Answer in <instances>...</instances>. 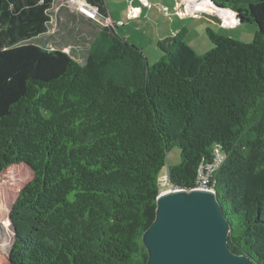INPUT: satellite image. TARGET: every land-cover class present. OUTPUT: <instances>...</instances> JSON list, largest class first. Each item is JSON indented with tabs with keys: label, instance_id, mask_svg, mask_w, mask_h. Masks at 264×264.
Wrapping results in <instances>:
<instances>
[{
	"label": "trees",
	"instance_id": "1",
	"mask_svg": "<svg viewBox=\"0 0 264 264\" xmlns=\"http://www.w3.org/2000/svg\"><path fill=\"white\" fill-rule=\"evenodd\" d=\"M256 25L249 43L207 28L159 37L160 58L104 24L84 63L25 43L48 31L55 0H0V174L32 179L10 207L7 264H147L143 232L168 186L190 190L220 162L214 189L228 246L264 264V0H212ZM106 17L104 0H86Z\"/></svg>",
	"mask_w": 264,
	"mask_h": 264
},
{
	"label": "rangeland",
	"instance_id": "2",
	"mask_svg": "<svg viewBox=\"0 0 264 264\" xmlns=\"http://www.w3.org/2000/svg\"><path fill=\"white\" fill-rule=\"evenodd\" d=\"M112 1H116L118 3H109L113 11H115V17H122L123 19H125L124 14H126V10L124 12H118V15L116 12V9L121 10L120 4H123L121 0ZM60 3L61 1L58 0L55 6H58ZM127 4L128 2H126V5ZM50 15L52 17V20L49 24V31L37 37L31 38L25 43L35 44L44 48L61 49L63 51L69 50V54L76 61H78L79 63H84L87 59V48H85V50H82L80 48H72L76 45L72 43L73 41L70 42L69 39H80L84 37L85 41L86 39L83 30L87 29L86 24L81 23L75 17H71L69 15L66 16V14H62L60 12L55 13V9L50 12ZM57 16L60 19L61 24V26L58 27L57 21L59 25V20H57ZM163 16L165 15L154 12V7H151L150 9L146 8V14L142 16L141 20L133 19L135 20L133 23L130 22L128 26L119 28V32L123 36H126L125 33L131 30L133 39L137 41L140 47H143L141 49L138 46L145 53L148 65H153L161 56V52L156 46V38L166 35V32L164 31H166V27H169L166 25L167 21L176 19L175 16H170L169 18H167V15L166 17ZM229 16L231 17V15ZM213 20L214 21L211 22H205L203 19H201L200 21L198 20L199 23H202L199 26L198 24H196L195 26H193L194 29H191L190 26H188L187 28L191 30L187 34L186 40H184L198 55H203L212 48V44L208 38L206 31L207 28L212 29L214 32L220 35L232 37L244 43H249L252 41L254 32L256 30V25L254 23L241 22L238 27L236 26L235 28H224V26L221 25L218 20ZM224 20H226V18ZM125 21L129 22V20ZM175 23L176 20L173 21V25ZM127 24L128 23H126V25ZM61 29L62 31L60 32ZM89 29L90 32H92L90 34H87V37L88 39H91L92 35L95 32V29ZM205 42H207L210 47L201 49L203 47V43ZM179 162L180 150L178 147H173L167 154L166 164L159 176V182L161 183V179L163 180L161 183L163 191L170 189L164 178L165 175L168 174V167L176 165ZM32 177V170L25 164L11 165L0 174V264H7L8 253L13 242V226L9 216L10 207L16 199L19 190L27 182H29Z\"/></svg>",
	"mask_w": 264,
	"mask_h": 264
},
{
	"label": "water",
	"instance_id": "3",
	"mask_svg": "<svg viewBox=\"0 0 264 264\" xmlns=\"http://www.w3.org/2000/svg\"><path fill=\"white\" fill-rule=\"evenodd\" d=\"M229 232L214 192L162 191L156 198L155 217L142 235L147 264H254L229 248Z\"/></svg>",
	"mask_w": 264,
	"mask_h": 264
},
{
	"label": "crops",
	"instance_id": "4",
	"mask_svg": "<svg viewBox=\"0 0 264 264\" xmlns=\"http://www.w3.org/2000/svg\"><path fill=\"white\" fill-rule=\"evenodd\" d=\"M57 1L58 0H55L53 7L49 10V14L51 11H53L55 9V13L60 12L62 14H66V16L69 15L71 17H75L81 23L86 24L87 29L83 30V33L85 34L84 36L86 39L85 41H84V37L80 38V39L71 38L69 40H70V42L73 41L72 43L74 45H76L75 47H72V48H75V49L80 48L82 50H85V48H87V56L89 53L90 44L93 41V39L95 38V36L97 35V33L100 30L102 25L109 23V22H112L113 25L117 26V29L119 31L120 27L128 26L130 22L133 23L135 20H141L142 16L146 14V8L150 9L151 7H154V12L165 15L163 17H166V15L168 16L167 18H169L170 16H175L176 17V19H175L176 23L173 25V21H175L174 19L167 21L166 25L169 27H166V31H164V32H166V35H173V34H177L181 31L185 30L186 31L185 38H184L185 40L187 38V34L189 33V31L192 28L194 29L193 26H195L196 24H198V26L200 24H202V23H199V21L201 19H203L205 22L214 21L213 19L218 20V22L221 25H223L224 28H226V27L235 28L236 26L238 27V25L241 23V21L238 19L236 14H233L230 11V9H228L226 7H223V9L217 8L213 4H211L210 1H207V2H209V4H204V1H206V0H147L151 4L150 7H141L140 2L138 0H121V2L123 3V4H120L121 10L116 9V12L118 15V12H120V11L124 12L126 10V14H124L125 19H123L122 17H115V11H113V9H112V7H110L109 3L112 2L113 4H118L116 1L104 0L108 14L106 17H101V16L97 15L96 18H91L88 15H86L85 13H83L82 11H80V7L85 6L86 0H60L61 3L58 6H55ZM126 2H128L127 5H126ZM187 9H191L194 13H197V14H195V15L194 14H186L185 11ZM224 11L226 13H229V14H227L225 16L224 15L225 13H223ZM229 15H231L232 17H231L230 21L227 22L224 19L226 18V20H228V18L230 17ZM50 17H51V15H50ZM133 19H135V20H133ZM51 20H52V17H51ZM51 20L48 23V31L50 29L49 24L51 23ZM57 20H59V25H58V21H57V27L61 26L60 19L58 18V16H57ZM125 20H129V22H126ZM119 22H121V24H119ZM126 23H128V24L126 25ZM188 26H190V28H191L190 30L187 29ZM89 28L95 29V32L92 35L91 39H88V37H87V34H90L92 32V31L90 32ZM61 31H62V29L60 30V32ZM64 31H65V29H64ZM125 34H126L125 37H127L131 42H133L135 45L140 47V45L137 43V41H135L133 39L131 30L127 31ZM166 35H163L160 37H164ZM156 39H158V38H156ZM202 46L203 47L201 49H204L206 47H210L207 42L203 43ZM140 48L142 49L143 47H140ZM64 51L67 53H70L69 50H64ZM87 56H86V58H87Z\"/></svg>",
	"mask_w": 264,
	"mask_h": 264
},
{
	"label": "built area",
	"instance_id": "5",
	"mask_svg": "<svg viewBox=\"0 0 264 264\" xmlns=\"http://www.w3.org/2000/svg\"><path fill=\"white\" fill-rule=\"evenodd\" d=\"M138 1L140 2L141 7H150L151 6V4L147 0H138ZM208 1H210V0H208ZM80 11H82L83 13H85L86 15H88L91 18H96L97 15H98L97 14V10L95 8L91 7L88 4H85V6L80 7ZM231 12L233 14H236L234 11H231ZM185 13L186 14H194V15L197 14V13H194L191 9H187L185 11ZM106 24H112L113 25L112 22H109V23H106ZM119 24H121V22H119ZM219 162H220V159L217 158L214 163H209L207 165H202L200 167V170H199L197 184L192 189L209 190V191H212V192L215 193L214 180L212 178H213V174L216 171V168H217V165H218ZM164 178H165V180L167 182V185H168V174H166ZM162 181L163 180L161 179V183H162ZM161 183H160V185L162 187ZM171 189H178V188L171 187Z\"/></svg>",
	"mask_w": 264,
	"mask_h": 264
},
{
	"label": "bare ground",
	"instance_id": "6",
	"mask_svg": "<svg viewBox=\"0 0 264 264\" xmlns=\"http://www.w3.org/2000/svg\"><path fill=\"white\" fill-rule=\"evenodd\" d=\"M208 0H206V1H204V4H209V2H207ZM212 4V3H211ZM209 6V5H208ZM210 7V6H209ZM228 12V11H227ZM223 13H225L224 15L226 16L227 14H229V13H226L225 11L223 12ZM232 17V16H231ZM231 17L228 19V20H225V21H227V22H229L230 21V19H231Z\"/></svg>",
	"mask_w": 264,
	"mask_h": 264
},
{
	"label": "clouds",
	"instance_id": "7",
	"mask_svg": "<svg viewBox=\"0 0 264 264\" xmlns=\"http://www.w3.org/2000/svg\"><path fill=\"white\" fill-rule=\"evenodd\" d=\"M86 4H87V3H86ZM228 9H230V8H228ZM231 11H233V10L231 9ZM234 12H235V11H234ZM238 19H239V18H238ZM170 189H171V188H170ZM170 189H169V190H170ZM190 190H191V189H190ZM162 191H163V190H162Z\"/></svg>",
	"mask_w": 264,
	"mask_h": 264
}]
</instances>
